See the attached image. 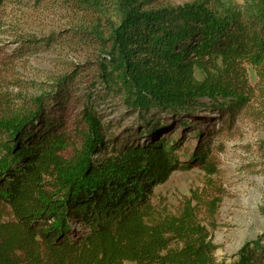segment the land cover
<instances>
[{"label": "trees", "instance_id": "1", "mask_svg": "<svg viewBox=\"0 0 264 264\" xmlns=\"http://www.w3.org/2000/svg\"><path fill=\"white\" fill-rule=\"evenodd\" d=\"M35 3L72 18L61 45L92 54L59 74L55 95L38 98L35 112L0 113V264H225L208 228L221 198L156 214L154 187L183 166L174 149L110 140L95 109L74 119L50 116L48 105L78 103L74 88L97 82L135 109H223L221 129L264 120V0ZM200 158L215 172L214 159Z\"/></svg>", "mask_w": 264, "mask_h": 264}, {"label": "rangeland", "instance_id": "2", "mask_svg": "<svg viewBox=\"0 0 264 264\" xmlns=\"http://www.w3.org/2000/svg\"><path fill=\"white\" fill-rule=\"evenodd\" d=\"M191 1L158 3L180 5ZM221 1L238 6L247 0ZM34 4L35 0H0V113L35 112L38 98L45 93L48 97L55 95L59 74L84 64L92 54L86 46L75 50L72 45H61L60 36L72 25L68 14L55 6ZM200 73L196 74L201 79ZM251 79L256 81L254 73ZM73 93L79 102L62 105L63 97L59 99L61 104L53 100L48 105L50 116L56 111L75 119L88 107L95 109L109 127L110 140L159 143L174 149L183 166L154 187L152 202L158 216L178 213L190 198L195 202L198 196L206 202L218 196L221 202L215 223L208 227L215 258L235 264L252 257L254 264H264V120L234 119L233 127L221 129L228 116L223 109H135L107 95L97 82L80 83ZM36 123L37 128L42 126L40 121ZM202 152L216 161L215 172L204 168ZM4 163L0 149V168Z\"/></svg>", "mask_w": 264, "mask_h": 264}]
</instances>
